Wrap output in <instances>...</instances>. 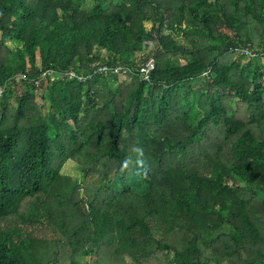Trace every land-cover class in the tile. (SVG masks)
Returning <instances> with one entry per match:
<instances>
[{
  "label": "trees",
  "instance_id": "1",
  "mask_svg": "<svg viewBox=\"0 0 264 264\" xmlns=\"http://www.w3.org/2000/svg\"><path fill=\"white\" fill-rule=\"evenodd\" d=\"M104 1L0 0V264H264V0Z\"/></svg>",
  "mask_w": 264,
  "mask_h": 264
},
{
  "label": "rangeland",
  "instance_id": "2",
  "mask_svg": "<svg viewBox=\"0 0 264 264\" xmlns=\"http://www.w3.org/2000/svg\"><path fill=\"white\" fill-rule=\"evenodd\" d=\"M93 0H87V2L83 5L84 9H88L91 8V2ZM118 2L119 0H106L103 2L104 5H108L110 2ZM176 36H178V34H176ZM141 48L136 52V56L133 58L134 61H136V63H141L142 58L144 57V54L149 50V48L151 47L150 45H141ZM37 63L40 65L39 63V58H36ZM179 61L184 62L185 58L184 57H179L178 58ZM38 94V91L37 93ZM60 173L63 175H67L70 176L73 179H80L81 178V171L78 169L77 163L71 159H68L64 162L63 166L61 167ZM35 200V198L33 197H27V198H23L19 201V203L17 204V206L12 210V212L10 213V215L6 218H4L1 222H0V227L2 228H9L11 226L14 225H19L21 228H23L25 231L24 233L30 232L32 231L34 233V230L37 228L34 227L29 223V222H25L22 221L19 217H18V213L19 212H25L28 207L29 204ZM39 233L44 234V232H41L38 230ZM147 264H159L157 262V259H150L149 262Z\"/></svg>",
  "mask_w": 264,
  "mask_h": 264
},
{
  "label": "built area",
  "instance_id": "3",
  "mask_svg": "<svg viewBox=\"0 0 264 264\" xmlns=\"http://www.w3.org/2000/svg\"><path fill=\"white\" fill-rule=\"evenodd\" d=\"M245 53H248L247 50H244ZM137 73L138 76L143 79V80H149L150 79V73L154 68V61L152 58H148L145 61L141 62L140 64L137 65ZM90 70L91 74L95 73H114V74H126L130 71V67L125 64L117 63L114 65H109L106 63L103 64H96L92 63L90 64ZM46 71L42 73V76H45ZM24 76V75H23ZM56 76H58L60 79H65V78H76L77 80H84L85 75L81 72H78L74 69H67L63 72L58 73ZM15 79H18L19 76H15ZM4 83H0V96L3 94L4 88H5ZM35 85H38V79L35 80Z\"/></svg>",
  "mask_w": 264,
  "mask_h": 264
}]
</instances>
